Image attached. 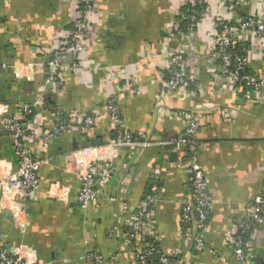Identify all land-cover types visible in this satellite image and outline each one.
<instances>
[{
	"label": "crops",
	"instance_id": "0c3cea01",
	"mask_svg": "<svg viewBox=\"0 0 264 264\" xmlns=\"http://www.w3.org/2000/svg\"><path fill=\"white\" fill-rule=\"evenodd\" d=\"M242 1L243 13H264V0ZM182 2L93 0L85 13L89 32L83 50L76 60L69 54L61 57V84L56 86L46 81L47 62L68 39L74 0H0V117L14 116L28 104L32 112L27 118L36 128H46L53 109L101 113L91 132L72 124L50 140L34 192L4 193L0 188V247L29 245L36 250L38 264H91L83 258L88 242L102 255H114L115 264H134L109 232L148 193L150 173L157 167V242L163 252L173 253L181 240V202L189 192L182 152L156 144L138 147L130 155L123 148H100L101 159H112L113 173L99 187L96 204L83 210L76 202L83 166L75 150L97 139L108 142L104 109L111 98L122 126L154 141L183 133L184 121L169 112L186 111L203 101L213 105L203 112L195 133L210 202L207 248L190 249L189 264H237L227 238L238 230L264 182V99H255L253 90L248 96L235 92L210 73L217 63L211 58L216 18H235L239 10H227L224 0H207L204 19L182 39L167 38ZM248 43L247 67L264 76V45L254 37ZM175 49L184 52L194 78L185 92L166 91L159 77ZM160 104L168 108L158 117ZM224 109H230L229 115L222 113ZM4 131L0 123V180L17 168ZM246 264H264V220L250 237Z\"/></svg>",
	"mask_w": 264,
	"mask_h": 264
},
{
	"label": "built area",
	"instance_id": "2783aa9c",
	"mask_svg": "<svg viewBox=\"0 0 264 264\" xmlns=\"http://www.w3.org/2000/svg\"><path fill=\"white\" fill-rule=\"evenodd\" d=\"M224 1L227 10H239V14L235 18H216L211 58L217 63L211 66L210 73L213 77H220L233 91L244 92L248 96L253 90L255 99L262 100L264 99V76L249 70L246 51L248 42L253 37L255 43L260 42L264 45V13L246 14L241 10L242 4H244L242 0ZM206 2L207 0H183L175 19L166 30L167 38L179 36L182 39L186 32L191 31L200 20L205 18ZM92 3L93 0H74L73 25L66 42L57 46L47 62V82L59 86L61 80L57 78V72L61 57L69 54L76 60L78 54L83 50V41L89 32L85 13L92 7ZM183 26L186 27L185 31ZM74 67L78 68V65H74ZM159 74L168 92L174 89L185 92L189 83H194V78L187 69L185 54L178 49L169 54L165 71ZM194 90L197 91L198 87L195 86ZM212 106L201 101L192 109L169 112L179 115L184 121L183 133L166 140L154 141L126 130L122 126L115 98H111L104 109L110 130L108 142L92 145L90 141L75 150L83 166L76 202L78 207L83 210L96 204L99 187L105 185L113 173L112 159H101L100 148H105L108 152L123 148L130 155L138 147L147 148L156 144L182 152L189 192L181 202L179 214L181 240L174 249V258L169 257L157 246V230L153 218L154 207L159 200L157 192L159 170L157 167L153 168L150 173L152 180L148 187V193L139 199L135 209L127 214L124 221L116 224L109 232V235L114 236L120 246L129 254L134 264H189L190 249L200 252L207 248L204 234L210 202L207 196V181L197 155L199 144L195 139V133L201 125L203 112ZM166 108L168 107L165 105H159L157 108L158 117L165 113ZM31 112L32 107L27 104L14 116L3 115L0 117L1 126L6 131L17 156V168L8 173L6 178L3 177L0 180V188L4 193L8 190L23 195L34 192L40 183V168L47 162L45 151L50 140L67 131L72 124L79 126L86 133L91 132L101 114L97 111L65 114L60 110L53 109L47 115L50 116L48 126L36 128L33 121L27 118ZM228 112L230 109L222 111L224 115H227ZM22 119H27L29 122L26 121L23 124ZM29 139L34 145H29L26 142ZM263 220L264 182L253 197L244 220L238 225V230L227 238V248L231 251L237 264L247 263L250 237ZM83 258L91 264H115L114 255L106 257L88 242H85ZM0 264H38L36 250L23 243L0 247Z\"/></svg>",
	"mask_w": 264,
	"mask_h": 264
},
{
	"label": "water",
	"instance_id": "95a60500",
	"mask_svg": "<svg viewBox=\"0 0 264 264\" xmlns=\"http://www.w3.org/2000/svg\"><path fill=\"white\" fill-rule=\"evenodd\" d=\"M6 133V131H4ZM92 145H100L101 144V141L100 139H97V140H94L91 142ZM11 243H8L7 246H9Z\"/></svg>",
	"mask_w": 264,
	"mask_h": 264
},
{
	"label": "trees",
	"instance_id": "16d2710c",
	"mask_svg": "<svg viewBox=\"0 0 264 264\" xmlns=\"http://www.w3.org/2000/svg\"><path fill=\"white\" fill-rule=\"evenodd\" d=\"M185 26H183V30L185 31ZM241 47V46H240ZM240 47H239V49H240ZM157 246H159V244H158V242H157ZM169 255V257H171V258H174V252L173 253H170V254H168Z\"/></svg>",
	"mask_w": 264,
	"mask_h": 264
}]
</instances>
